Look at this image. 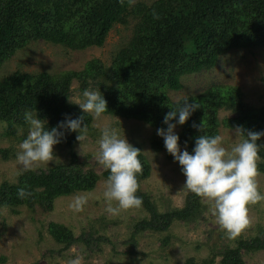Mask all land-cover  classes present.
Here are the masks:
<instances>
[{"label":"trees","instance_id":"trees-1","mask_svg":"<svg viewBox=\"0 0 264 264\" xmlns=\"http://www.w3.org/2000/svg\"><path fill=\"white\" fill-rule=\"evenodd\" d=\"M153 10L158 19L153 18ZM131 21L134 23L131 39L110 66L94 58L79 71L64 70L57 74L16 71L0 76V123L6 124L5 135L16 137L18 128L27 127L26 110L37 111L39 118L46 121L45 127L57 126L66 115L81 117L82 126L89 127L92 115L70 102L74 80L81 92L91 86L101 92L108 108L104 115L136 120L155 130L167 127L163 122L166 113L185 101H195L200 109L184 125H177L179 146L190 154L196 137L220 134L221 127L264 131V107L247 103L239 86L213 83L204 91L178 101L170 96V92L183 89L185 76L213 70L221 57L231 51L264 49V0H155L150 5L134 0H0V71L17 52L33 43L43 41L74 51L103 47L116 26L127 27ZM221 111L230 112L231 116L220 120ZM193 123L202 125L201 131L193 128ZM61 131L65 135L58 145L68 150L69 161L23 171L15 183L3 182L1 208L15 215L21 209L33 214L49 213L57 199L92 192L101 179L107 180L108 170L98 174L79 159L75 151L78 133ZM257 143L264 144V136ZM150 145L153 151L164 152L168 160L175 161L166 151L162 137H152ZM132 146L140 151L136 195L141 197L139 207L147 216L133 225L125 242L130 244L128 255L134 253L140 234L168 233L175 222L195 223L204 211V199L186 190L182 208L161 212L153 197L142 189L143 182L151 176V164L140 144ZM0 154L8 159L11 153L0 149ZM258 157L257 169L264 174V147L258 150ZM20 188L32 195L19 198ZM47 232L62 246L59 253L74 245L99 252L101 244H111L94 227L76 237L66 225L50 222ZM235 244V247L215 246L206 259L197 262L190 257L185 264H214L218 257L220 264H246L244 253L264 251V228L259 227L254 237L236 239ZM170 245L171 236L166 235L162 246L166 249Z\"/></svg>","mask_w":264,"mask_h":264},{"label":"rangeland","instance_id":"rangeland-1","mask_svg":"<svg viewBox=\"0 0 264 264\" xmlns=\"http://www.w3.org/2000/svg\"><path fill=\"white\" fill-rule=\"evenodd\" d=\"M134 1L150 5L155 0ZM133 24L131 21L127 27L116 26L103 47H91L82 51L69 50L43 41L33 43L7 61L0 71V76L4 77L16 71L31 74L79 71L94 58H99L106 66H110L115 55L127 46L131 39ZM182 82V90L170 92L173 101L200 93L213 83H224L239 86L245 94V101L250 105L264 107V49L233 50L221 57L213 70L185 76ZM89 90L98 91L92 86ZM82 98L79 84L74 80L70 102L76 104ZM230 116V112L221 111L219 118L222 120ZM105 126L116 127L122 135L125 134L131 145L136 143L142 146V151L152 168L151 176L143 182L142 189L153 197L159 210L164 212L182 208L187 191L183 190L185 176L181 166L176 161L168 160L164 152L152 150L150 141L152 137L157 136V131L148 125L109 115H103L100 119L93 118L82 147L79 141L76 146L75 151L79 159L88 167H93L98 174L105 170L96 159L97 140ZM6 129V124L0 123V149H7L11 153L8 159L0 154V185L5 181L17 182L22 171L16 162V153L19 151V143L27 135V127L18 128L16 137L5 135ZM179 131L176 126L175 132ZM220 135L224 138V146L230 149L235 140L233 130L221 127ZM53 151L56 158L36 168L46 169L69 161L67 149L56 145ZM258 173V190L264 194V174L259 171ZM105 181L101 179L92 192L57 199L54 210L45 214L40 211L33 214L27 209H21V213L15 215L0 207V264H69L70 260L77 257L80 258V264H185L190 257H194L197 262L206 259L215 246L219 248L236 245V240H228L223 230L215 223L210 202L203 200L204 211L200 220L192 224L175 222L168 233H142L137 238L138 244L133 249L134 253L128 255L126 253L130 244L125 242L131 236L133 225L146 217L147 213L140 207L122 210L115 215L106 212L102 195ZM78 197L83 198L79 208L76 207ZM248 217L250 225L240 236L244 239L256 236L259 227L264 228V200L248 206ZM50 222L66 225L76 237L94 227L99 234L108 237L111 244H101L99 252H89L82 245H74L59 253L62 246L47 232ZM166 235L171 236V245L164 249L162 239ZM243 257L246 264H264V251L244 253ZM220 260L218 257L214 264H220Z\"/></svg>","mask_w":264,"mask_h":264},{"label":"clouds","instance_id":"clouds-1","mask_svg":"<svg viewBox=\"0 0 264 264\" xmlns=\"http://www.w3.org/2000/svg\"><path fill=\"white\" fill-rule=\"evenodd\" d=\"M153 18L158 19L153 10ZM82 100L76 104L80 109L100 119L108 111L107 102L101 92L85 89ZM200 109L195 101H185L165 114L166 128H158L157 135L162 137L166 151L181 166L185 176L183 190L190 191L198 197L210 202L215 223L223 230L226 238L235 241L249 227L248 206L264 200V194L258 190L257 169L258 150L264 144L257 142L264 136V131L245 130L235 126L234 143L230 149L224 146V138L220 134L199 135L190 154L181 150L179 136L175 132L177 125H184L193 112ZM175 120V123L171 121ZM24 122L27 135L19 143L16 162L23 171H32L38 165L49 163L54 158V146L61 143L66 130L78 133L76 140H86L88 127L82 126V118L65 119L57 126L45 127L46 121L39 118L37 111L26 110ZM193 128L201 131L202 125L193 123ZM97 162L108 170L105 189L103 191L106 212L115 215L122 210L139 207L142 199L136 195L138 191L137 174L141 171L136 147L132 146L116 127L105 126L101 129L97 140ZM32 193L24 188L17 190V196L24 199ZM82 197L76 200L79 208ZM69 264H80L77 257Z\"/></svg>","mask_w":264,"mask_h":264}]
</instances>
